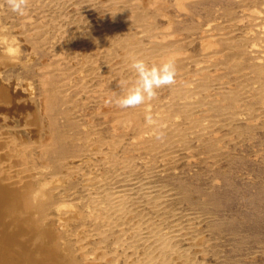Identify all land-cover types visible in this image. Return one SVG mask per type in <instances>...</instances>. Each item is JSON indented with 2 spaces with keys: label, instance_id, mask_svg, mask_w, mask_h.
Listing matches in <instances>:
<instances>
[{
  "label": "rangeland",
  "instance_id": "374dc122",
  "mask_svg": "<svg viewBox=\"0 0 264 264\" xmlns=\"http://www.w3.org/2000/svg\"><path fill=\"white\" fill-rule=\"evenodd\" d=\"M0 264H264V0H0Z\"/></svg>",
  "mask_w": 264,
  "mask_h": 264
},
{
  "label": "clouds",
  "instance_id": "9594fccd",
  "mask_svg": "<svg viewBox=\"0 0 264 264\" xmlns=\"http://www.w3.org/2000/svg\"><path fill=\"white\" fill-rule=\"evenodd\" d=\"M8 3L13 12L24 15L27 0H8ZM131 67L138 73L136 85L128 90L126 96L122 97L118 104L122 108L133 107L144 102L145 94L148 98L155 95L154 88L160 87L162 84L172 83L174 68L171 63H165L159 69L156 67L148 68L144 61L136 59L131 64ZM161 72L164 73L161 79ZM151 122V118H148Z\"/></svg>",
  "mask_w": 264,
  "mask_h": 264
},
{
  "label": "bare ground",
  "instance_id": "6f19581e",
  "mask_svg": "<svg viewBox=\"0 0 264 264\" xmlns=\"http://www.w3.org/2000/svg\"><path fill=\"white\" fill-rule=\"evenodd\" d=\"M115 195V194H114ZM96 199V198H95ZM110 200V199H109Z\"/></svg>",
  "mask_w": 264,
  "mask_h": 264
}]
</instances>
